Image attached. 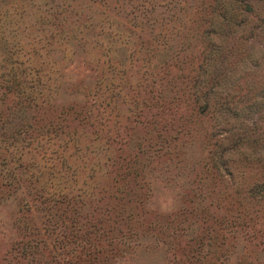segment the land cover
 <instances>
[{
	"label": "rangeland",
	"instance_id": "rangeland-1",
	"mask_svg": "<svg viewBox=\"0 0 264 264\" xmlns=\"http://www.w3.org/2000/svg\"><path fill=\"white\" fill-rule=\"evenodd\" d=\"M0 264H264V0H0Z\"/></svg>",
	"mask_w": 264,
	"mask_h": 264
}]
</instances>
